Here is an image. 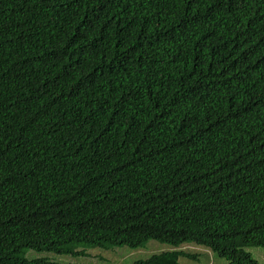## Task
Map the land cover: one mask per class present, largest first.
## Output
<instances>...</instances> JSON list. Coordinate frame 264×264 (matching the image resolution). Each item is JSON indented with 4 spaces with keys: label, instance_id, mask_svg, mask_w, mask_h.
Instances as JSON below:
<instances>
[{
    "label": "trees",
    "instance_id": "1",
    "mask_svg": "<svg viewBox=\"0 0 264 264\" xmlns=\"http://www.w3.org/2000/svg\"><path fill=\"white\" fill-rule=\"evenodd\" d=\"M150 239L261 264L264 0H0V264Z\"/></svg>",
    "mask_w": 264,
    "mask_h": 264
},
{
    "label": "rangeland",
    "instance_id": "2",
    "mask_svg": "<svg viewBox=\"0 0 264 264\" xmlns=\"http://www.w3.org/2000/svg\"><path fill=\"white\" fill-rule=\"evenodd\" d=\"M195 245H188L185 249L188 252L196 253L199 263L192 259L180 258L181 264H228L226 260L218 258L216 254L209 250L195 249ZM172 248L167 243H162L157 240L150 239L148 243L142 247L134 248L128 245H117L109 249L99 247L83 249L85 255H77V257H65V255H57L53 253L39 254L37 251L30 250L33 254L30 258H45L54 263H72V264H134L140 260H146L153 253H158L162 250ZM248 250L253 257L264 264V248L255 246L249 247Z\"/></svg>",
    "mask_w": 264,
    "mask_h": 264
}]
</instances>
